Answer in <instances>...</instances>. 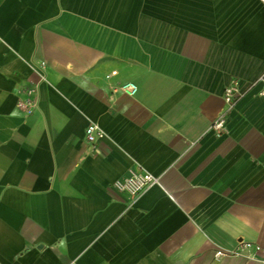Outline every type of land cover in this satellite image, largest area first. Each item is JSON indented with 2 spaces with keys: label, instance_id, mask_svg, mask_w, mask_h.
<instances>
[{
  "label": "crops",
  "instance_id": "crops-1",
  "mask_svg": "<svg viewBox=\"0 0 264 264\" xmlns=\"http://www.w3.org/2000/svg\"><path fill=\"white\" fill-rule=\"evenodd\" d=\"M263 69L258 0H0V264H259L213 254L264 248L258 85L208 126ZM137 167L158 182L129 200L110 183Z\"/></svg>",
  "mask_w": 264,
  "mask_h": 264
},
{
  "label": "built area",
  "instance_id": "built-area-1",
  "mask_svg": "<svg viewBox=\"0 0 264 264\" xmlns=\"http://www.w3.org/2000/svg\"><path fill=\"white\" fill-rule=\"evenodd\" d=\"M258 1L264 7V0ZM29 67L35 74L36 79L30 80L29 84L21 89V96L15 101V107L24 115L31 114L35 108L37 100L36 84L45 79L42 72L44 68V63L42 61L37 62L35 65L30 64ZM254 85H258V94L264 98V69L253 81L243 87L239 86V83L235 79H231L227 82L221 94L223 107L211 120L208 126V129L211 130L214 135H219L225 130L224 123L227 113L231 110L235 102ZM118 89L127 95H133L136 91V86L132 82H123L118 86ZM83 133L85 141L88 144H93L104 137L102 129L93 122H88L84 126ZM157 182L158 176L137 167L128 170L127 175L124 177L113 180L110 186L115 191L126 194L129 200H133L141 192ZM213 254L215 257L242 256L250 260H255L259 264H264V248L249 241H237L235 246L229 249H214Z\"/></svg>",
  "mask_w": 264,
  "mask_h": 264
}]
</instances>
